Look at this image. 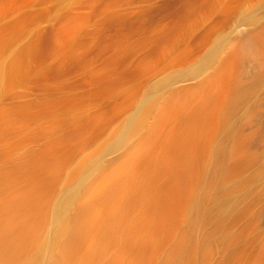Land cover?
Returning <instances> with one entry per match:
<instances>
[{
    "label": "rangeland",
    "instance_id": "obj_1",
    "mask_svg": "<svg viewBox=\"0 0 264 264\" xmlns=\"http://www.w3.org/2000/svg\"><path fill=\"white\" fill-rule=\"evenodd\" d=\"M0 66V220L8 206L38 195L45 237L57 200L70 192L68 173L95 157L111 165L101 183L115 169L121 180L148 176L144 182L173 186L178 208L157 212L158 197L149 211L157 222L145 206L132 210L144 223L128 239L132 250L118 256L121 238L105 256L118 264H264V0H0ZM157 87L143 137L128 154L106 149ZM190 126L200 136L186 146ZM187 150L185 169L177 155ZM148 157L158 160L155 178ZM85 194L73 216L93 204L88 216H100L101 204Z\"/></svg>",
    "mask_w": 264,
    "mask_h": 264
},
{
    "label": "bare ground",
    "instance_id": "obj_2",
    "mask_svg": "<svg viewBox=\"0 0 264 264\" xmlns=\"http://www.w3.org/2000/svg\"><path fill=\"white\" fill-rule=\"evenodd\" d=\"M8 71H9V74H10L11 71L9 70V68H8ZM3 72H5V71H3ZM191 72H193V71H191ZM163 82H165V81H162V83ZM161 86L163 87L162 84H161ZM165 86L167 87V84ZM159 88L163 89L164 87L163 88L157 87V88L153 89L152 91H150L151 93L148 96H146L147 98L143 101V103L140 104V106L138 107L137 111L135 113L133 112L134 115L126 123H124L123 126L118 131L116 130L117 132L113 134L112 138H110L109 143L107 142L108 143V148H106V149H108V150H110V149L123 150L122 151L123 153L124 152L127 153L126 149H127V151L129 150L128 148H129V146L132 145L131 143L134 141V139L136 138L138 140V138H137L138 136H139V138L143 137V136L141 137L140 134L142 133V131H144L143 128L146 125L145 124V120H147L146 119L147 114H149L150 111L153 110L154 106H156L157 100H160V97L162 95V94H160L161 92H159ZM168 100H169V98H168ZM186 101H187V99H186ZM206 102H207V100H206ZM178 106L180 108V105H178ZM165 107L161 108V111H163V113L165 112ZM174 108H175V106H174ZM181 108L183 109V107H181ZM197 110H196V112H197ZM183 111H181V112H183ZM167 112H168V110H167ZM178 112L180 113L179 110H178ZM203 112H204V110H203ZM151 113H152V111H151ZM163 113L162 112L160 113L161 116L163 115ZM187 113L188 112H186V117H187ZM196 115H199L200 117L202 116V115H200V113H198V114L196 113ZM161 116H160L159 120L161 119ZM203 116H204V113H203ZM200 117L197 118V120L200 119ZM165 118L167 119V117H165ZM187 118H189V116ZM159 120L157 119V122ZM182 120H183V117H182ZM187 122H189V121H187ZM201 122L202 121H200V123H199L200 125H201ZM194 125H195V122H194ZM192 127H194V126H192ZM192 127L189 128L190 130H188L187 127H186L185 129H187V131L181 137L183 142L186 141V144H185L186 146L191 144V143H189V142H192L191 140H193L196 137L199 138V136H200L199 133L197 134L199 136H196L195 129L192 128ZM153 130H155V128H152L151 132H153ZM151 132H148V133L150 134ZM144 134H145V132H144ZM180 136H181V133H180ZM145 137L149 138V135L146 134ZM178 137H179V135H178ZM144 139L146 140V138H144ZM140 140H142V139H140ZM136 142L138 144V141H136ZM142 142H144V141L142 140ZM187 142L189 144H187ZM139 143H140V141H139ZM143 144H145V142ZM148 144H149V142H148ZM194 144H192V146ZM180 145L184 146V144L179 143V145L178 144L176 145L177 148ZM186 146H185V149H186ZM189 146H188V148H189ZM136 147H138V146H136ZM181 148H182V146H181ZM199 151H200V149H199ZM174 152L176 153V151H174ZM185 152H186V150H185ZM95 153H96V151H95ZM130 153H131V151H129V154ZM132 153L137 154L135 152H132ZM132 153L130 154L129 160H130V162L133 160V162H131V163H133V165L132 164L131 165L132 166L136 165V168H137L139 164L137 165L136 164L137 161H136V163L134 165V161L137 160L138 156H136V159H135V155L132 154ZM181 153L179 151V153H178L179 155H177V157L179 156L178 158L180 159V160L178 159V161H180V163H182L180 165H183V167L185 169H187L190 166V164H189L190 160L189 159H190L191 153H189V151H188L187 153L190 154L188 156H187V154H183V153L181 154ZM98 154H100V153H98ZM98 154L96 153L97 157H98ZM101 154L99 155V157L101 156ZM180 155H181V157H180ZM128 157H129V155H128ZM188 157H189V159H188ZM150 159L151 158L148 159V162H149ZM203 159L204 158L202 157V160ZM101 160H102V158H101ZM156 160L157 159L155 157L154 161L156 162ZM99 162H100V160L96 159L94 157V159L92 161H90V163H88V165H85L86 163L83 164L84 163V161H83L82 162L83 165L81 163H79V164H81L80 166L78 165L79 167L76 166V169L74 168L71 172L68 173L67 178H66V183H67V186H69V188H70V192H69V194L66 197H60L57 200V202L55 204V207H54L53 214H52V218H51L52 225L50 226L51 228L49 229L50 232L48 233V231H47L49 236L46 235L47 236V237L45 236L46 238L43 237V234H44L43 231L46 228L45 227L43 229V227H44L43 226V221L45 220L47 215H46L45 218L42 217L44 219L41 220L40 214H38L39 211L41 212V209H40L41 207L39 205L41 203L39 199H41V198L37 199V197H39L38 195L35 196L36 198L34 197L30 201V203H27L29 205L26 204L27 206H25V207H24V205H21L23 207H19L18 206L17 209L13 210L14 208L12 206H8L9 207L8 211H7V209H6V211L3 210V212L4 213L7 212V214L5 213V217L1 215L3 218L0 220V261L2 260L3 262H5L7 264H111V263L112 264H118L120 262V259L118 257H116L115 254H113V255H115L114 257L116 258V260H115L114 257L105 256V255L108 254V251H110V249H114L115 245H113V244H116V243L120 244L119 240L121 238H122L121 242L122 241L123 242L130 241V242H128V243L126 242V244H123V246L122 245L118 246L117 247L118 249H121V246H122L123 250L121 249L122 253L119 252V251H118L119 253L118 252H116V253L118 254V256H121V255L123 256V254H124L123 251L124 250H128V248H129L130 250L126 251V253L128 254V252L131 251L132 248H133L132 245H131V247H132L131 248L128 244H132L131 243L132 241L135 242L137 240V237H136L137 235L135 233L136 229H134V228H141V227L144 226L143 225L144 223L138 221L137 218H133L132 219V216H130V215H132L131 214L132 210L135 211V209H136V211L138 213L139 211H138L137 208H139L141 206H145L144 208H145L146 213L148 211V214H149L150 213L149 211H151V214H153V211H154V208H155L153 206V204L154 203H156V204L158 203L156 201L158 199V197L163 198V202L162 203L164 205H161L160 202H159L158 206L155 205V206H157V212H158V207H159V212L161 213V211H162V213H165V215L168 212L172 213L173 211L178 210V208H174V206H173L174 203L172 201L173 199L171 200L172 196H170L171 194H173L172 193L173 186H171L172 188H168V186L165 183V185L167 187L160 188L159 184H158V187H157V185L155 183L157 181H155V182L154 181H152V182L149 181V183H147L148 181L144 182V180H146V178H148V176L147 177L145 176L146 177L145 178L144 175H142L141 173L146 172L148 170L144 171L145 170L144 169V170L141 171L140 174L142 175V177H144L143 179L139 175L140 176L139 179L141 178L143 181L139 180L140 182H131L132 181V177H131L132 173H130L129 176H128L131 179H129L127 177L126 180H124V179L121 180L118 177V170H120V169H118V170L115 169L111 173V175L109 176L110 182H108L106 180L103 181V179H102V183H101L100 182V178H102V176L104 175L103 173L106 171V170L104 171V168L105 169L107 167L109 168V166H111V165H109L107 167H103V166H101V163H99ZM145 162H146V160L144 161V164H145ZM148 162H146V165H147ZM155 162L153 164L150 163V162L148 163V165L150 164V168L151 169H149V166H147V167H148V169L150 171L154 170L155 168L157 169V167H156L157 163H155ZM157 162H158V160H157ZM161 163H159V164H161ZM164 163H165V160H164ZM127 166H130L129 162H128ZM194 166H195V164H194ZM143 167H146V166L144 165ZM162 167H164V166H162ZM122 168H121V170H122ZM169 169H170V166H168L167 173H166V171H165L166 169L163 168L164 172L166 173V174L164 173L165 175H168V170ZM192 169H193V167H192ZM134 170H136V169L134 168ZM159 170L161 171L162 169H159ZM188 170H190V169H188ZM138 171H140V170H138ZM151 172H152L151 175L154 178L157 177V174L155 176V175H153L154 174L153 171H151ZM151 172L148 171V173H151ZM169 172H170V170H169ZM119 174H121V173H119ZM146 175H147V173H146ZM165 175H163V176H165ZM1 176H3V175H1ZM171 176H169V178H171ZM4 178H6V176ZM8 178H10V177L8 176ZM5 182H8V180L5 181ZM96 182L97 183L100 182V183L96 184ZM168 184H169V181H168ZM186 185H187V183H186ZM131 186H132L133 189L135 188L137 190L136 191L137 193L136 192L134 194L129 193L131 191V188H130ZM65 187H66V185H65ZM146 188L148 189L147 192H150L149 191V189H150L151 193H149V194L148 193H144L146 191ZM170 189H171V191H170ZM173 192L175 193V191H173ZM85 193H88V194L91 193V195L94 196V200L96 202L95 205L96 204L97 205L101 204V207H102L103 211H102V209L100 207V209H101V213L100 214L101 215L100 216L98 215L99 217L98 216H96V217L92 216V218H91V216L89 217L88 216L89 214H87L88 209H90L89 212L91 213V215L94 213V211H93V208H94L93 205L94 204L90 208H88V206H87L86 211H85L86 213L84 212L85 215L83 214V215L77 216V217H75V215L73 216V214L76 213V212H74V210L72 208L73 206H75L74 203H76V200L80 196H83V194H84V196L87 195ZM28 199H29V197H28ZM120 200H122L121 204H119ZM20 203H21V200H20ZM97 205L95 207H97ZM160 206L162 207V209H163V207H165L164 208L165 212H163V210L160 209L161 208ZM10 207H12V210L10 209ZM141 208H143V207H141ZM9 210H11V211H9ZM71 210L73 211V213H72ZM75 210H77L76 207H75ZM129 210H131V211H129ZM143 212H142V214L140 213V215H146V213L143 214ZM137 213H136V215L139 214V213L138 214ZM41 214H42V212H41ZM86 214L91 219H88ZM136 215H134L133 217H135ZM148 216L151 217L150 214ZM37 217H39V219H37ZM97 217H98V219H97ZM138 217H141V216H138ZM150 217H147L146 222L148 221V223H149L150 219H148V218H150ZM151 218H154V216L151 217ZM154 219H155L154 222H157L156 221L157 220V215H156V218H154ZM36 220H38V221H36ZM129 220H131V222ZM41 222H42V224H41ZM44 222H45V224H47L46 221H44ZM48 222H49V219H48ZM150 223L153 224V219L150 220ZM156 224H154V225H156ZM146 225H147V223H146ZM146 225H145V228H146ZM157 225L155 226V228L157 227ZM129 228H131V229H129ZM160 228H161V225L159 224V229ZM128 229H129V232L126 231ZM146 229H148V226H147ZM149 229H150V227H149ZM132 230L134 231V234H135V237H133V238L131 236H129V234L132 235V236L134 235L133 233H130V231H132ZM143 231H144V229H143ZM148 231L151 232L150 230H148ZM122 232H124V235H125V232H127L125 237H124V235H122V237H119V236H121V234H123ZM146 234H148V232ZM92 237L95 238V239H93ZM123 237H124V239H123ZM90 238L95 240L94 245L92 243L93 246L89 245L90 247H87V248L84 249V247H83L84 244L87 243V241L90 242ZM128 239H131L132 241L128 240ZM155 241H156V239H155ZM148 242H150V240L145 242V243L143 242L142 246L144 244L145 245L148 244ZM153 242L154 241H152V243ZM112 245H113V247H112ZM124 245H125L126 249H124ZM126 245H128V246H126ZM145 245H144V248L146 247ZM151 251L152 250H150V252ZM137 253L138 252H136L135 256H139L141 254H144L143 252L141 254L140 253L137 254ZM119 254H121V255H119ZM109 257H110V260H108ZM141 257H143V256H141ZM111 258H113V262H112ZM139 260L141 261V259H139ZM2 261H1V263H2ZM139 263H141V262H139Z\"/></svg>",
    "mask_w": 264,
    "mask_h": 264
}]
</instances>
